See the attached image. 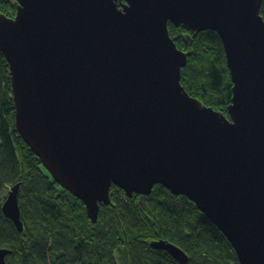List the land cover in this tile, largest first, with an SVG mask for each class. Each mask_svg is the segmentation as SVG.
I'll use <instances>...</instances> for the list:
<instances>
[{
    "label": "water",
    "instance_id": "95a60500",
    "mask_svg": "<svg viewBox=\"0 0 264 264\" xmlns=\"http://www.w3.org/2000/svg\"><path fill=\"white\" fill-rule=\"evenodd\" d=\"M263 0H16L0 13L16 130L97 223L113 185H156L193 201L240 264H264ZM170 23L221 38L233 81L227 113L181 83L189 53ZM20 182L3 202L24 231ZM151 245L180 263L183 249ZM10 248L0 247V264Z\"/></svg>",
    "mask_w": 264,
    "mask_h": 264
},
{
    "label": "trees",
    "instance_id": "16d2710c",
    "mask_svg": "<svg viewBox=\"0 0 264 264\" xmlns=\"http://www.w3.org/2000/svg\"><path fill=\"white\" fill-rule=\"evenodd\" d=\"M16 12V0H0V13ZM169 29L189 53L181 83L203 104L228 114L233 81L218 33H192L188 44L182 25L170 23ZM15 113L9 63L0 50V247L11 249L8 264H240L224 233L193 201L160 185L132 198L113 185L111 205L101 204L92 223L83 201L55 181L17 132ZM18 182L22 232L2 209ZM158 240L181 247L188 261L155 249L151 243Z\"/></svg>",
    "mask_w": 264,
    "mask_h": 264
},
{
    "label": "rangeland",
    "instance_id": "374dc122",
    "mask_svg": "<svg viewBox=\"0 0 264 264\" xmlns=\"http://www.w3.org/2000/svg\"><path fill=\"white\" fill-rule=\"evenodd\" d=\"M8 194V193H7Z\"/></svg>",
    "mask_w": 264,
    "mask_h": 264
}]
</instances>
